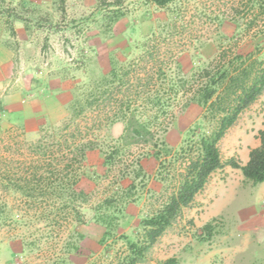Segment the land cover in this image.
Returning <instances> with one entry per match:
<instances>
[{"label":"rangeland","instance_id":"obj_1","mask_svg":"<svg viewBox=\"0 0 264 264\" xmlns=\"http://www.w3.org/2000/svg\"><path fill=\"white\" fill-rule=\"evenodd\" d=\"M111 1L64 0L61 12L60 0H0V48L8 52L6 57L0 56L12 62L6 81H1L4 71L0 70V157L10 159L13 168L23 160L33 161H28L23 141L35 140L45 122L61 121L71 89L107 72L112 50L125 51L126 61H136L145 55L147 46L156 44L161 60H178L185 74L206 66L222 49L243 55L264 50V13L251 11L246 0H175L162 8L150 0H128L121 7L123 16L107 32L112 15L107 3ZM7 23L15 31L13 38ZM23 33L32 48L20 52L18 38ZM147 61L137 68L140 77L150 67ZM20 87L27 90L24 102L9 106L6 96ZM36 99L43 103L44 119L31 114ZM8 106L19 112H9ZM105 110L94 109L80 119L79 133L97 140L101 149L123 145V124L108 126L105 117H111L112 110ZM173 112L167 141L178 148L200 110L192 106L183 114H177L175 108ZM263 128L264 92L220 141L223 167L211 175L204 190L181 210L137 264H163L171 258L176 264H264V184L252 186L239 169L229 165L230 161L244 165L250 149L259 145L258 131ZM142 151L148 149L131 143L121 154L130 159ZM142 164L151 176L148 186L126 206V218L101 246L104 230L97 221L98 205L128 182L117 181L116 169L107 170L99 150L88 154L78 185L90 196L89 203L79 207L84 222L72 223L60 234L64 238L76 227L84 236L79 252L69 256L60 253L62 242L49 238L42 223L27 221L32 224L28 226L3 221V217L19 219L24 212L17 207L19 197L0 188V264H61V259L67 264H110L128 254L126 242L142 243L141 220L153 215L167 196V185L155 173L156 162L146 158ZM213 214L216 216L210 218ZM207 223L213 226L209 240L201 230ZM15 236L18 238L12 239Z\"/></svg>","mask_w":264,"mask_h":264},{"label":"trees","instance_id":"obj_2","mask_svg":"<svg viewBox=\"0 0 264 264\" xmlns=\"http://www.w3.org/2000/svg\"><path fill=\"white\" fill-rule=\"evenodd\" d=\"M126 1L107 3L112 8L107 32L123 16L121 7ZM150 1L162 8L175 0ZM60 2L63 12L64 0ZM245 5L253 12L260 9L264 13V0H246ZM11 16L19 19L17 15ZM9 33L15 37L11 25ZM259 52L228 54L222 49L206 66L185 74L178 60L170 63L161 60L156 44L147 46L145 55L136 61H126L128 54L125 51H110L107 72L96 74L88 83L76 84L71 89L61 121L45 122L39 126L35 140L20 144L24 146L28 161H33L26 163L23 160L13 168L10 159L0 157V188L18 196L17 207L24 212L19 219L3 217L2 220H12L14 225L18 221L26 222L28 226L42 223L49 238L62 242L60 253L77 254L83 234L76 227L64 238L60 234L72 223L84 222L79 207L88 204L90 196L78 185L88 154L99 150L107 170L116 169L117 181L128 182L119 193L98 205L97 221L104 230L99 242L102 246L113 236L119 222L126 218V206L146 190L151 176L142 161L152 158L157 164L156 176L167 185L166 200L153 215L141 220L142 243L126 242L128 254L110 261V264H137L181 210L190 206L204 190L211 175L223 167L220 141L240 114L264 92V50ZM146 58L151 72L144 69L140 77L137 68ZM192 106L200 110L199 116L181 145L174 148L167 141L176 114L173 109H177V114H183ZM100 108L112 110L111 117H105L108 126L123 124L124 135L120 138L123 145L101 149L97 140L79 133V120L94 109L99 112ZM96 119L102 120L98 115ZM72 128L79 134L74 130L71 132ZM258 140L259 145L250 149L244 165L229 163L232 168L239 169L244 180L252 186L264 183V128L258 131ZM131 143L144 146L148 151L125 158L121 151ZM201 230L207 240L212 237L211 223ZM61 260V264L68 262ZM163 264H176V260L171 258Z\"/></svg>","mask_w":264,"mask_h":264},{"label":"crops","instance_id":"obj_3","mask_svg":"<svg viewBox=\"0 0 264 264\" xmlns=\"http://www.w3.org/2000/svg\"><path fill=\"white\" fill-rule=\"evenodd\" d=\"M23 35L24 36H21V37L19 36V38H18L20 52H21L22 49L25 50V51H27L29 48H32V47H30L31 44L29 43V40H28L27 35H25L24 33H23ZM7 53L8 52L5 51V49H1L0 48V54H3L5 56V55H8ZM1 58L2 57L0 56V70H2V72L4 71L3 72V75H2L3 77H2V80L1 81H6V75L9 76V74H7V71L10 70V67L12 65V62L8 58L7 59H1ZM20 77H19V79H21ZM12 90H13V93L12 94H8L9 96H6L7 98L8 97L10 98L9 99L10 100L9 101V106H11V107H13L12 105H14V103H12V102H15V101H17V102H24L23 100L25 98V94H26V91H27L26 88H22V87H20L18 89H15L14 88ZM5 92H7V91H5ZM42 104L43 103H41V100H38V99L35 100V104L33 105V108L31 109V114L33 113L32 116L35 115L36 118H39L40 117L41 119H44L43 118V110L44 109L42 107H40V106H43ZM11 107L8 108L9 109V112H14V113H18L19 112L18 109H14L13 110ZM54 107L56 108V106H54ZM247 161H248V154L246 155L245 163ZM224 202H225V200L223 201V203ZM220 207H221V205H220ZM215 216L216 215L213 214V215H211L210 218H213Z\"/></svg>","mask_w":264,"mask_h":264}]
</instances>
